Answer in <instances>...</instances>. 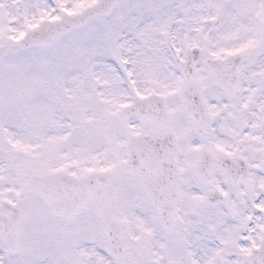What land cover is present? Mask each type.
<instances>
[{
  "label": "snow or ice",
  "instance_id": "1",
  "mask_svg": "<svg viewBox=\"0 0 264 264\" xmlns=\"http://www.w3.org/2000/svg\"><path fill=\"white\" fill-rule=\"evenodd\" d=\"M0 264H264V0H0Z\"/></svg>",
  "mask_w": 264,
  "mask_h": 264
}]
</instances>
